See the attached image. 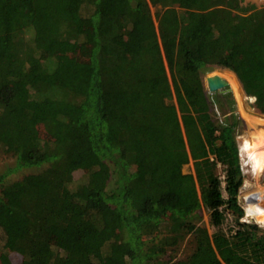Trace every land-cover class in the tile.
<instances>
[{
  "label": "trees",
  "instance_id": "trees-1",
  "mask_svg": "<svg viewBox=\"0 0 264 264\" xmlns=\"http://www.w3.org/2000/svg\"><path fill=\"white\" fill-rule=\"evenodd\" d=\"M212 65L236 75L215 72L241 112L242 86L264 114V7L0 0V148L15 159L0 172V264H264L257 225L200 224L202 207L214 228L222 207L242 214L239 118L229 92L231 113L213 117L199 77ZM24 168L41 170L8 180ZM189 234L191 252L165 259Z\"/></svg>",
  "mask_w": 264,
  "mask_h": 264
},
{
  "label": "rangeland",
  "instance_id": "rangeland-1",
  "mask_svg": "<svg viewBox=\"0 0 264 264\" xmlns=\"http://www.w3.org/2000/svg\"><path fill=\"white\" fill-rule=\"evenodd\" d=\"M241 5L244 7H248L250 5L254 6L255 8L264 7V0H241ZM150 9V15L152 19L155 22V16L157 12L161 11V6L159 4L157 5H149ZM249 9H247V12ZM68 55L71 57H75L78 59H83L86 56L85 47L82 46L79 48V50H74ZM225 71L231 70L227 68H222L219 66L212 65L208 67L207 69L203 70L200 74V81L204 87L205 94L207 96V99L210 103V109L213 113V117L216 119V121H220L223 117V114H229L231 113V105L228 100V97H225L224 95L226 93H230L231 98L233 99V108L238 116L239 120V130L236 131V141L239 148V157H240V163H241V169L243 174V183L241 187L239 188L237 201L238 206L242 209V214L240 218H237V214L233 213V211L228 207L224 206L221 208V212L223 214L221 223L219 227L214 228L210 223V217L209 212L201 208L199 212L200 216V224L207 229L209 233L214 232L215 230L221 231V233L225 234L226 236L231 235L236 229H237V219H239V222H245V223H251L257 225V227L264 231V226H261V223L253 217L249 215V209H251L254 205V200L259 196L263 189H264V170L260 173V175L256 176L255 171H253V166L251 163V160L249 158V155L247 153V150L243 149V144L245 140L251 139L252 132H264V114L260 113L254 106H253V99L252 97L247 96L241 86L242 94H243V104L245 108V113L241 112L238 103L234 97V94L232 92V89L228 86L217 90L216 93H211L208 90L207 84H206V77L208 75L212 74H222ZM216 72V73H215ZM233 73V72H232ZM234 74V73H233ZM235 75V74H234ZM236 76V75H235ZM237 78V77H236ZM238 80V79H237ZM219 98L218 101L223 105L220 107V105L216 102V99ZM171 102L174 103V98L172 97ZM259 118V119H258ZM258 120L260 122H258ZM259 130V131H258ZM263 130V131H262ZM40 136L44 137V133L42 130H40ZM14 156H12L10 153L4 152L0 148V172L6 169V167L12 166L14 164ZM41 168H24L21 170H18L16 173L12 174L8 177V180H16L21 178L22 176L34 173L40 171ZM183 173H191L195 178V172L193 167V161L190 159L189 162L182 167ZM218 174L222 176V171L220 168L217 170ZM74 178L76 180H81L83 178V171L77 170L74 173ZM196 186H198V181L195 179ZM111 187V182H109L108 188ZM225 196V193H223ZM256 196V197H255ZM255 197V198H254ZM251 199V200H250ZM248 205V206H247ZM238 213V212H237ZM2 233L0 231V249L2 250ZM193 248V242H192V236L186 235L184 239L176 246L173 250H168L165 254V259L168 258H174V259H180L186 257ZM60 253V251H59ZM62 255V252L60 253ZM21 256H19L16 253H9V259L11 263L17 264L20 262Z\"/></svg>",
  "mask_w": 264,
  "mask_h": 264
},
{
  "label": "bare ground",
  "instance_id": "bare-ground-1",
  "mask_svg": "<svg viewBox=\"0 0 264 264\" xmlns=\"http://www.w3.org/2000/svg\"><path fill=\"white\" fill-rule=\"evenodd\" d=\"M243 149L247 150L256 176L260 175L264 170V132H252L251 139L244 141ZM253 203L252 208L248 210L249 215L255 217L259 222L264 221V189Z\"/></svg>",
  "mask_w": 264,
  "mask_h": 264
},
{
  "label": "water",
  "instance_id": "water-1",
  "mask_svg": "<svg viewBox=\"0 0 264 264\" xmlns=\"http://www.w3.org/2000/svg\"><path fill=\"white\" fill-rule=\"evenodd\" d=\"M206 84L210 92L217 91L228 86V82L217 74L208 75L206 77Z\"/></svg>",
  "mask_w": 264,
  "mask_h": 264
},
{
  "label": "clouds",
  "instance_id": "clouds-1",
  "mask_svg": "<svg viewBox=\"0 0 264 264\" xmlns=\"http://www.w3.org/2000/svg\"><path fill=\"white\" fill-rule=\"evenodd\" d=\"M259 223H261V226H264V221H260Z\"/></svg>",
  "mask_w": 264,
  "mask_h": 264
}]
</instances>
